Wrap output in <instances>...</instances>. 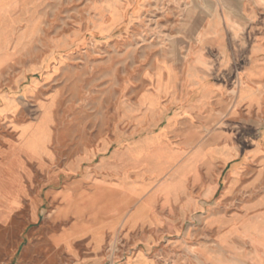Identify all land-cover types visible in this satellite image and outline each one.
I'll return each mask as SVG.
<instances>
[{
    "label": "rangeland",
    "instance_id": "374dc122",
    "mask_svg": "<svg viewBox=\"0 0 264 264\" xmlns=\"http://www.w3.org/2000/svg\"><path fill=\"white\" fill-rule=\"evenodd\" d=\"M257 6L0 0V264H71L51 237L77 222V179L106 178L157 227L106 235L104 264H264Z\"/></svg>",
    "mask_w": 264,
    "mask_h": 264
},
{
    "label": "crops",
    "instance_id": "0c3cea01",
    "mask_svg": "<svg viewBox=\"0 0 264 264\" xmlns=\"http://www.w3.org/2000/svg\"><path fill=\"white\" fill-rule=\"evenodd\" d=\"M257 9L264 10V8L262 9L258 6ZM1 27L0 25V49L5 42V40H2L3 31ZM31 89H33V85L28 90L30 91ZM25 127V125L16 126V130L20 135L19 139H22V141L24 140L21 134ZM19 141L21 142V140ZM18 153L31 158L36 157L24 148L23 142L17 145L15 154L18 155ZM48 159L49 157L47 161ZM114 184L108 178L77 179V222L70 227L63 228L59 233L51 237L52 245L56 248H63L68 257L71 258V264H104L105 257L102 240L106 235L113 233H127L132 235L143 229H156L157 223L151 216L147 215L144 205L140 204L135 210H130L132 203L136 200L131 196L129 189L125 188L127 185L115 187ZM83 186H90L93 189L87 192L82 189ZM69 192L70 190L65 189L52 191L49 197L53 199H64L68 196ZM83 198L95 201V206L87 213L89 215L88 221L81 220L80 202ZM98 198H102L103 200L97 203L96 200ZM54 219L55 223L61 224L65 216L58 213L54 216ZM98 237L100 241L97 239ZM81 252L90 253L88 262L81 263Z\"/></svg>",
    "mask_w": 264,
    "mask_h": 264
}]
</instances>
